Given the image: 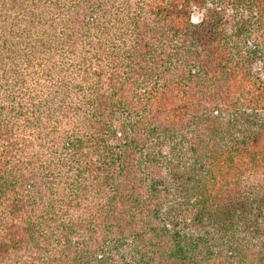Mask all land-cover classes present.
Here are the masks:
<instances>
[{
    "label": "trees",
    "instance_id": "trees-1",
    "mask_svg": "<svg viewBox=\"0 0 264 264\" xmlns=\"http://www.w3.org/2000/svg\"><path fill=\"white\" fill-rule=\"evenodd\" d=\"M0 264H264V0H0Z\"/></svg>",
    "mask_w": 264,
    "mask_h": 264
},
{
    "label": "rangeland",
    "instance_id": "rangeland-1",
    "mask_svg": "<svg viewBox=\"0 0 264 264\" xmlns=\"http://www.w3.org/2000/svg\"><path fill=\"white\" fill-rule=\"evenodd\" d=\"M202 9L200 8H192V15L193 14H199L201 13ZM230 13L231 11H228V19L230 18ZM230 22V20H229ZM226 29L229 27V23L227 22V24L225 25ZM250 65H251V69L252 70H259L260 68V62L258 60V58H255L252 62H250ZM118 69V68H116ZM105 118L107 117L104 116ZM124 116L119 114V113H114L112 115H110L107 119H108V123L109 125H114V126H117V123L119 122L120 119H122ZM102 139L105 141V143L107 144H111V145H114L116 144L117 142H121V137L119 136V134L117 133L115 136L113 135H106V136H102ZM99 141V140H97ZM60 153H62V151H60ZM164 213H161L159 216H163ZM126 242V241H125ZM124 245V244H123ZM121 249H126L125 246H116V245H113L112 248H107L108 251H110L111 253H113V255H115V252L116 250H121Z\"/></svg>",
    "mask_w": 264,
    "mask_h": 264
},
{
    "label": "clouds",
    "instance_id": "clouds-1",
    "mask_svg": "<svg viewBox=\"0 0 264 264\" xmlns=\"http://www.w3.org/2000/svg\"><path fill=\"white\" fill-rule=\"evenodd\" d=\"M203 18H204V15H203V12H201L199 14H193V15H191L190 18H189V20H190V23H192L194 25H198V24L202 23Z\"/></svg>",
    "mask_w": 264,
    "mask_h": 264
}]
</instances>
